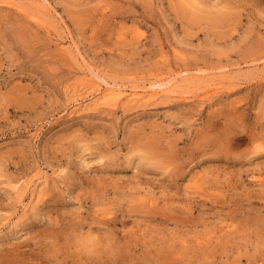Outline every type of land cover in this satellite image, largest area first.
Instances as JSON below:
<instances>
[{
  "label": "rangeland",
  "instance_id": "1",
  "mask_svg": "<svg viewBox=\"0 0 264 264\" xmlns=\"http://www.w3.org/2000/svg\"><path fill=\"white\" fill-rule=\"evenodd\" d=\"M3 1L0 264H264V0Z\"/></svg>",
  "mask_w": 264,
  "mask_h": 264
},
{
  "label": "bare ground",
  "instance_id": "2",
  "mask_svg": "<svg viewBox=\"0 0 264 264\" xmlns=\"http://www.w3.org/2000/svg\"><path fill=\"white\" fill-rule=\"evenodd\" d=\"M13 1L12 0H4L3 3L6 4L7 6L8 5L9 6H14L15 2H13ZM195 1L196 0H194L193 2H195ZM186 3L188 4V0H187ZM189 5H191V4L189 3ZM185 12L187 13V11H185ZM188 14L190 15L189 12H188ZM95 74H96V72H95ZM176 76H177V74H176ZM100 78L102 79L103 77L101 76ZM99 80L96 79V81H98V82H99ZM90 81H91V79L86 80L83 83H81L82 86H83V90H87L88 91L87 97L86 98L82 97L80 99H76L75 100V103H77V102L82 103L83 99H84V101H87L86 103L82 104L83 108H95V107H98V106H102V107H104V106L105 107L114 106V107H116V105L119 102H121L122 100H125V101H128V102H136V103H138L140 105L147 104L148 102L152 101L156 97L162 96V95L168 93L169 90H170L169 86H170V84L172 82V80H168L165 83L164 82L160 83V81H158L159 83L155 82V83H151L148 86L144 85V86H142L140 88L135 87V88L127 90L123 86H120V85L115 84V83L114 84L113 83H109L107 81H100V84H95V83H92ZM102 82H103V84H101ZM175 82H176V79H175ZM145 204L146 203H144V206H145ZM146 206H147V204H146ZM88 236H90V235H87V237ZM79 237H81V236H79ZM93 238L94 237L92 236V238H90V239L94 240ZM78 239H82V237L78 238Z\"/></svg>",
  "mask_w": 264,
  "mask_h": 264
}]
</instances>
